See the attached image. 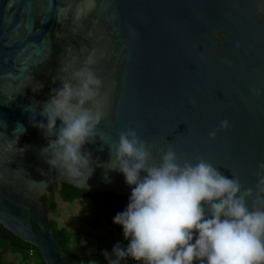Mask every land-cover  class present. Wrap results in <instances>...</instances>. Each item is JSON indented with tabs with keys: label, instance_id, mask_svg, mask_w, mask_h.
<instances>
[{
	"label": "water",
	"instance_id": "water-1",
	"mask_svg": "<svg viewBox=\"0 0 264 264\" xmlns=\"http://www.w3.org/2000/svg\"><path fill=\"white\" fill-rule=\"evenodd\" d=\"M90 54L103 87L89 107L103 117L84 146L94 167L85 183L49 168L50 152L41 155L48 141L24 109L47 100ZM130 128L146 142L150 163L169 147L181 164L202 159L238 178L242 191L252 189L248 206L264 209L256 189L264 162V0H0V226L43 264L78 262L52 236L41 198L61 184L89 197L129 198L123 175L107 163L108 144Z\"/></svg>",
	"mask_w": 264,
	"mask_h": 264
},
{
	"label": "clouds",
	"instance_id": "clouds-1",
	"mask_svg": "<svg viewBox=\"0 0 264 264\" xmlns=\"http://www.w3.org/2000/svg\"><path fill=\"white\" fill-rule=\"evenodd\" d=\"M130 32L135 35L134 29ZM95 63L90 54L47 100L33 102L38 111L33 103L24 109L32 113L29 124L48 141L41 155L50 152L45 159L49 168L85 183L94 167L92 153L84 146L95 141L103 117L100 107H89L98 102L103 87L91 68ZM229 127L227 120L219 124L220 130ZM216 134L209 132V139ZM108 148V169L123 175L131 194L112 220L127 244L115 243L110 253L103 250L107 264H121L126 258L136 264H264V209L248 206L252 189L242 191L234 175L229 178L202 159L181 164L171 147L159 163H150L146 142L131 128ZM256 175V189L264 193V162L257 165ZM257 201L264 204V197L258 195Z\"/></svg>",
	"mask_w": 264,
	"mask_h": 264
},
{
	"label": "trees",
	"instance_id": "trees-1",
	"mask_svg": "<svg viewBox=\"0 0 264 264\" xmlns=\"http://www.w3.org/2000/svg\"><path fill=\"white\" fill-rule=\"evenodd\" d=\"M55 185L49 186L48 195L41 198L47 213L55 215L57 212V204L54 195L64 203H72L76 200H89L90 205L87 209L88 216L83 221L90 229L85 233L87 238L94 241L95 247L89 258L79 255L81 251V242L75 237L74 233L66 228L58 227L53 220L50 222L51 234L57 240L61 250L75 259L78 264H105L107 261L102 255L103 250L111 252L112 246L120 242L122 246H126L127 241L124 240L122 229L114 225L112 220L117 212L123 211L128 203V198L121 196H88L85 191H79L71 186L61 184L59 188ZM7 256L16 257V264H43L38 251L30 245L22 242L18 238L11 235L8 231L0 226V264H12L7 260ZM125 264H136L131 258L123 260Z\"/></svg>",
	"mask_w": 264,
	"mask_h": 264
},
{
	"label": "rangeland",
	"instance_id": "rangeland-1",
	"mask_svg": "<svg viewBox=\"0 0 264 264\" xmlns=\"http://www.w3.org/2000/svg\"><path fill=\"white\" fill-rule=\"evenodd\" d=\"M54 200L58 207L55 215L49 214L50 220L55 221L58 227L66 228L74 233L82 245L79 255L89 258L95 247L94 241L86 237L85 233L90 232V229L83 221L88 216L89 200H76L69 204L62 202L57 195H54ZM7 260L12 264L18 262L13 256H7Z\"/></svg>",
	"mask_w": 264,
	"mask_h": 264
},
{
	"label": "flooded vegetation",
	"instance_id": "flooded-vegetation-1",
	"mask_svg": "<svg viewBox=\"0 0 264 264\" xmlns=\"http://www.w3.org/2000/svg\"><path fill=\"white\" fill-rule=\"evenodd\" d=\"M55 188H57V189H58L59 187H58V186H56Z\"/></svg>",
	"mask_w": 264,
	"mask_h": 264
}]
</instances>
